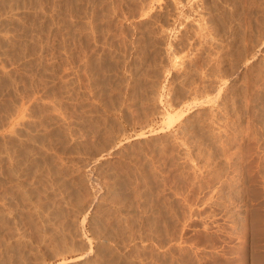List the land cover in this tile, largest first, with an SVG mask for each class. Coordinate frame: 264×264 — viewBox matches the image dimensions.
I'll use <instances>...</instances> for the list:
<instances>
[{
	"label": "rangeland",
	"instance_id": "374dc122",
	"mask_svg": "<svg viewBox=\"0 0 264 264\" xmlns=\"http://www.w3.org/2000/svg\"><path fill=\"white\" fill-rule=\"evenodd\" d=\"M0 264H264V0H0Z\"/></svg>",
	"mask_w": 264,
	"mask_h": 264
},
{
	"label": "bare ground",
	"instance_id": "6f19581e",
	"mask_svg": "<svg viewBox=\"0 0 264 264\" xmlns=\"http://www.w3.org/2000/svg\"><path fill=\"white\" fill-rule=\"evenodd\" d=\"M116 201V200H115ZM120 204V203H119ZM119 206V205H118ZM128 210V209H127ZM123 211V210H122ZM67 249V248H66Z\"/></svg>",
	"mask_w": 264,
	"mask_h": 264
}]
</instances>
